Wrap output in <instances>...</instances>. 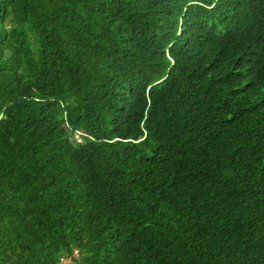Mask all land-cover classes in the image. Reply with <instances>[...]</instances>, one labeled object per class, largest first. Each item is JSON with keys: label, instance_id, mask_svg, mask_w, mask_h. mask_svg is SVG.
Here are the masks:
<instances>
[{"label": "trees", "instance_id": "16d2710c", "mask_svg": "<svg viewBox=\"0 0 264 264\" xmlns=\"http://www.w3.org/2000/svg\"><path fill=\"white\" fill-rule=\"evenodd\" d=\"M65 260L264 264V0H0V264Z\"/></svg>", "mask_w": 264, "mask_h": 264}, {"label": "rangeland", "instance_id": "374dc122", "mask_svg": "<svg viewBox=\"0 0 264 264\" xmlns=\"http://www.w3.org/2000/svg\"><path fill=\"white\" fill-rule=\"evenodd\" d=\"M64 263L65 264H73V262L71 260H65Z\"/></svg>", "mask_w": 264, "mask_h": 264}, {"label": "built area", "instance_id": "2783aa9c", "mask_svg": "<svg viewBox=\"0 0 264 264\" xmlns=\"http://www.w3.org/2000/svg\"><path fill=\"white\" fill-rule=\"evenodd\" d=\"M78 141L81 142L82 141L81 138H78Z\"/></svg>", "mask_w": 264, "mask_h": 264}]
</instances>
